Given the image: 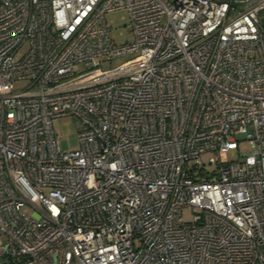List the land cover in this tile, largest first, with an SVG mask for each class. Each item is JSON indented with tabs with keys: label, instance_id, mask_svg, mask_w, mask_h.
<instances>
[{
	"label": "built area",
	"instance_id": "1",
	"mask_svg": "<svg viewBox=\"0 0 264 264\" xmlns=\"http://www.w3.org/2000/svg\"><path fill=\"white\" fill-rule=\"evenodd\" d=\"M119 9L122 44L105 19ZM261 11L0 0V264H264Z\"/></svg>",
	"mask_w": 264,
	"mask_h": 264
},
{
	"label": "rangeland",
	"instance_id": "2",
	"mask_svg": "<svg viewBox=\"0 0 264 264\" xmlns=\"http://www.w3.org/2000/svg\"><path fill=\"white\" fill-rule=\"evenodd\" d=\"M107 25L111 28L110 37L116 44L124 43L131 34V29L128 26L129 18L128 12L125 9H119L116 11L109 12L105 15ZM259 19L264 23V11L259 14ZM129 56H119L111 60L110 66L114 67L124 62ZM27 83L23 80L17 81L15 87H23ZM52 129L56 136V139L60 143L64 150L74 149L78 146V128L76 125V118L73 116H63L53 119ZM249 151V144L246 140L239 142L238 150H230L224 153L221 158L223 160L235 159L238 154L246 153ZM182 218L189 220L191 213L188 208H184L182 212ZM1 243V240H0Z\"/></svg>",
	"mask_w": 264,
	"mask_h": 264
},
{
	"label": "water",
	"instance_id": "3",
	"mask_svg": "<svg viewBox=\"0 0 264 264\" xmlns=\"http://www.w3.org/2000/svg\"><path fill=\"white\" fill-rule=\"evenodd\" d=\"M4 264H8V263H4Z\"/></svg>",
	"mask_w": 264,
	"mask_h": 264
}]
</instances>
